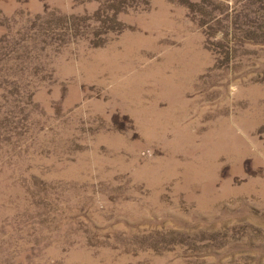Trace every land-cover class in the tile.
I'll list each match as a JSON object with an SVG mask.
<instances>
[{"label": "rangeland", "instance_id": "rangeland-1", "mask_svg": "<svg viewBox=\"0 0 264 264\" xmlns=\"http://www.w3.org/2000/svg\"><path fill=\"white\" fill-rule=\"evenodd\" d=\"M0 264H264V0H0Z\"/></svg>", "mask_w": 264, "mask_h": 264}, {"label": "bare ground", "instance_id": "bare-ground-1", "mask_svg": "<svg viewBox=\"0 0 264 264\" xmlns=\"http://www.w3.org/2000/svg\"><path fill=\"white\" fill-rule=\"evenodd\" d=\"M140 36V35H139ZM140 41V40H139ZM117 48H115V50H116ZM114 50V49H113ZM112 50V51H113ZM110 52H111V50H110ZM115 54V53H114ZM117 54V53H116ZM105 55H106V53H105ZM107 56V55H106ZM105 56V57H106ZM116 55H114V57H115ZM113 57V58H114ZM110 58H111V56H110ZM113 58H111V59H113ZM117 58V57H116ZM109 61H110V59H109ZM109 63V62H108ZM116 64V63H115ZM112 65V64H111ZM114 66H116V65H114ZM122 66H125V65H122ZM147 66V65H146ZM110 67V66H109ZM116 68V67H115ZM117 68H118V66H117ZM127 68V67H126ZM105 69V68H104ZM109 69V68H108ZM121 69V68H120ZM106 70V69H105ZM117 70V69H116ZM128 70V69H127ZM121 72V71H120ZM124 72V71H123ZM146 73V72H145ZM182 74V73H181ZM169 77V76H168ZM150 78V77H149ZM162 78V77H161ZM128 79V78H127ZM157 79V78H156ZM137 80V79H136ZM129 81H130V79H129ZM133 81V80H132ZM149 81V80H148ZM121 83V82H120ZM119 83V84H120ZM131 84V83H130ZM165 85V84H164ZM173 85V84H172ZM178 85V84H177ZM176 85V86H177ZM119 86V85H118ZM156 86V85H155ZM130 88H133V87H130ZM167 88V87H166ZM134 90V89H133ZM167 90H168V88H167ZM172 90V89H171ZM165 91V90H164ZM168 92H170L169 90H168ZM182 92V91H181ZM165 93V92H164ZM152 96V95H151ZM165 96V95H164ZM167 96V95H166ZM170 97V96H169ZM183 97V96H182ZM126 98H128V96L126 97ZM132 98V97H131ZM133 99V98H132ZM141 99V98H140ZM128 100H131V99H128ZM176 100V99H175ZM171 101V100H170ZM174 101V100H173ZM156 103V102H155ZM170 103H173V102H170ZM135 104H137V103H135ZM185 104V103H184ZM130 105V104H129ZM128 105V106H129ZM145 105V104H144ZM155 105V104H154ZM178 105V104H177ZM137 106V105H136ZM153 106V105H152ZM157 106V105H156ZM183 106V105H182ZM125 107H126V105H125ZM177 107V106H176ZM175 107V108H176ZM138 108V107H137ZM159 108V107H158ZM157 108V109H158ZM174 108V109H175ZM178 108V107H177ZM139 109V108H138ZM153 109H155V108H153ZM167 110V109H166ZM148 111V110H147ZM147 111H139V110H136V109H134L133 110V113L135 114V115H137V117L140 119V123H142V124H146V121H147V119L145 118V115L147 116L149 113V115H152V116H154L155 118H160V116H159V113H152V112H147ZM156 112V111H155ZM175 112V111H174ZM168 113H169V111H168ZM172 113V112H171ZM167 114V113H166ZM148 115V116H149ZM178 115V114H177ZM148 118V117H147ZM153 119V118H152ZM162 119V118H161ZM160 119V120H161ZM164 120V119H163ZM161 124V123H160ZM150 130V129H149ZM161 131V130H160ZM159 136H161V135H159ZM179 142V141H178Z\"/></svg>", "mask_w": 264, "mask_h": 264}]
</instances>
